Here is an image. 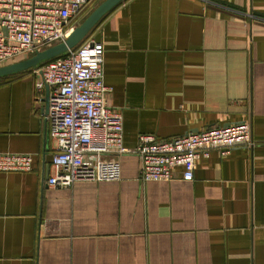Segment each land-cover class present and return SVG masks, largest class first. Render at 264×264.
<instances>
[{"label":"crops","instance_id":"crops-1","mask_svg":"<svg viewBox=\"0 0 264 264\" xmlns=\"http://www.w3.org/2000/svg\"><path fill=\"white\" fill-rule=\"evenodd\" d=\"M89 37L125 146L241 121L252 144L211 150L191 180L142 181L127 153L117 180L49 186L35 75L1 77L0 152L33 159L0 171V264H264V0H122Z\"/></svg>","mask_w":264,"mask_h":264},{"label":"built area","instance_id":"built-area-1","mask_svg":"<svg viewBox=\"0 0 264 264\" xmlns=\"http://www.w3.org/2000/svg\"><path fill=\"white\" fill-rule=\"evenodd\" d=\"M87 0H0V66L28 57L63 41L79 24ZM104 47L87 39L32 68L35 92L47 98L43 118L55 143L50 157L49 186H70L77 180H117L118 156L139 158V179L168 181L180 172L193 178L196 160L211 150L227 153L235 146H250L246 121L188 132L168 140L140 134L137 144L123 143L122 114L107 105L111 88L104 82ZM32 155L0 152V171H29Z\"/></svg>","mask_w":264,"mask_h":264},{"label":"water","instance_id":"water-1","mask_svg":"<svg viewBox=\"0 0 264 264\" xmlns=\"http://www.w3.org/2000/svg\"><path fill=\"white\" fill-rule=\"evenodd\" d=\"M121 1L102 0L71 30L63 41L52 44L26 58L0 66V77L38 67L41 63L74 48L89 34L100 19ZM46 101L47 98L44 99L45 109Z\"/></svg>","mask_w":264,"mask_h":264},{"label":"trees","instance_id":"trees-1","mask_svg":"<svg viewBox=\"0 0 264 264\" xmlns=\"http://www.w3.org/2000/svg\"><path fill=\"white\" fill-rule=\"evenodd\" d=\"M88 3V2H87ZM87 3L85 4V6L87 5ZM89 36V34L80 42V43H82V42H84L86 39H87V37ZM76 47V46H75ZM61 55H63V54H61ZM61 55H58V56H61ZM58 56H55V57H58ZM55 57H53V58H55ZM53 58H51V59H53ZM50 60V59H49ZM48 61V60H47ZM46 62V61H45ZM45 62H43V63H45ZM43 63H41V64H43ZM30 69H32V68H30ZM30 69H26V70H30ZM18 73V72H17ZM13 74H16V73H13ZM13 74H9V75H7V76H11V75H13ZM3 77H5V76H3ZM1 78V77H0Z\"/></svg>","mask_w":264,"mask_h":264},{"label":"rangeland","instance_id":"rangeland-1","mask_svg":"<svg viewBox=\"0 0 264 264\" xmlns=\"http://www.w3.org/2000/svg\"><path fill=\"white\" fill-rule=\"evenodd\" d=\"M101 1H102V0H99V1L96 3V5H97L99 2H101ZM96 5H95V6H96ZM95 6H94V7H95ZM94 7H93V8H94ZM93 8H92V9H93ZM92 9H91V10H92ZM91 10H90V11H91ZM90 11H89V12H90ZM89 12H88V13H89ZM88 13H87V14H88ZM81 21H82V20H81ZM97 24H98V23H97ZM97 24H96V25H97ZM96 25H95L94 28L89 32V34L92 33V32H94V29H95Z\"/></svg>","mask_w":264,"mask_h":264}]
</instances>
